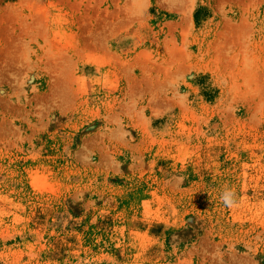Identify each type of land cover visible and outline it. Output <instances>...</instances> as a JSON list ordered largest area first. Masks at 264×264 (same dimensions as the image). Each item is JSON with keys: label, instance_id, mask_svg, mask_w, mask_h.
I'll return each instance as SVG.
<instances>
[{"label": "rangeland", "instance_id": "1", "mask_svg": "<svg viewBox=\"0 0 264 264\" xmlns=\"http://www.w3.org/2000/svg\"><path fill=\"white\" fill-rule=\"evenodd\" d=\"M0 264H264V0H0Z\"/></svg>", "mask_w": 264, "mask_h": 264}]
</instances>
